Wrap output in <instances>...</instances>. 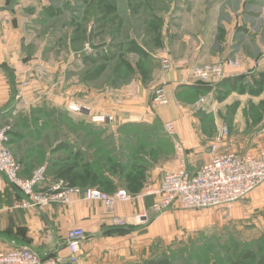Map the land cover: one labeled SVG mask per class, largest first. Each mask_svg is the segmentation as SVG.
<instances>
[{
    "label": "rangeland",
    "instance_id": "1",
    "mask_svg": "<svg viewBox=\"0 0 264 264\" xmlns=\"http://www.w3.org/2000/svg\"><path fill=\"white\" fill-rule=\"evenodd\" d=\"M66 3L74 18L80 16L78 21H71L74 47H83L92 26L95 41L107 44L92 53L89 62L72 75L9 79L11 86L13 79L17 80L13 92L20 103L15 112L3 119V124L11 128L10 145L11 139L16 138L14 132L42 134L44 143L50 147L67 132L82 134L101 130L146 139L165 132L167 122L173 123L172 120L163 121L167 116L164 110L171 99L175 102L181 99L187 104L186 112L200 119L211 144L218 138L220 128L226 126L227 133L220 145L228 151L239 155L264 151V94L247 92L241 82L235 91L232 86L216 85L223 79L211 83L196 81L211 84L210 90L197 92L184 91L166 81V74L177 65L168 55V47L177 55L182 49L188 50L191 43L179 44L188 38V31L196 26L202 28V32H209L213 27L207 26L219 21L229 22L235 28L243 22L255 30H258V22L264 31L261 17L264 0H71ZM54 20L69 26L70 16L59 15ZM259 55L257 59L264 60V50ZM230 59L241 65L239 56L229 55L216 62L195 63L185 73L195 66L214 65ZM184 79L183 82L190 80ZM158 88L164 90L165 103L155 101ZM27 89L29 93L25 94ZM128 118L138 121L121 125L120 122ZM150 118L153 121H149ZM136 146L135 154L155 155L143 141ZM174 151L177 152L175 147ZM56 153L65 156L66 151ZM122 169L126 171L125 167ZM130 175L127 178L126 174H121L123 180L130 181V192L125 189L133 197L138 189L137 179L143 172ZM63 180L68 185L81 186L76 184L78 182ZM92 183V187L111 194L98 182ZM150 210L146 225L164 215L157 230L168 232L164 238L155 236L143 248L139 247L138 262L160 254H164L169 264H258L264 260V185L226 206L185 208L175 201L159 212L154 211L151 204ZM246 252L252 255L244 256Z\"/></svg>",
    "mask_w": 264,
    "mask_h": 264
},
{
    "label": "crops",
    "instance_id": "2",
    "mask_svg": "<svg viewBox=\"0 0 264 264\" xmlns=\"http://www.w3.org/2000/svg\"><path fill=\"white\" fill-rule=\"evenodd\" d=\"M70 1L0 0V125L20 104L13 92L17 80L13 79L15 86H11L9 79L42 75L52 77L63 73L72 75L89 62L92 53L106 46L105 42L95 41L93 33L94 43L105 45L98 49L89 48L88 29L83 47H74L75 37L70 35L73 32L71 21H78L80 16L74 18L66 3ZM262 9L261 17L264 20V6ZM59 15L70 16L69 26L53 21ZM211 27L209 32H202V28L196 26L188 31V38L179 44H191L188 50L182 49L178 55L172 48H167L168 55L177 64L175 70L166 74L167 83L180 86L187 92L210 90L208 87L211 84L191 79L183 82L182 78L188 79L185 71L195 63L216 62L222 57L235 55L241 58V65L237 69L226 67L225 78L216 85L232 86L235 91L241 82L247 92L264 94V60L257 59L260 51L264 50V31H261L260 24L257 22L258 30L243 22L237 24L236 28L223 21L207 26L209 29ZM28 93L29 89L25 94ZM171 101L164 110L167 116L163 121H173L175 134L172 136L163 131L152 137L146 136V139L101 130L82 134L67 132L50 147L44 143L42 134L14 132L16 138L11 139L10 147L12 151L15 150L13 153L21 165V174L29 176L39 164L46 165V181L38 186L40 190L57 178H64L69 183L78 182L76 184L81 186L98 182L110 193L125 187L129 191L130 181L123 180L121 174L130 178L132 172L142 171L143 175L137 179L138 189L133 192L132 199L116 201L112 209H107L100 201H87L76 196H72L69 203L27 207L23 205L19 192L3 180L0 185V251L24 246L32 248L41 257L56 256L65 260L69 255L67 232L70 228L79 227L84 230L85 237L80 243L77 264L137 263L138 248H143L155 236L164 238L168 232L157 230L159 222L165 219L164 215L157 216L154 222L146 225L152 213L150 206L156 196L146 194L145 190L155 188L164 171L178 167L179 154L174 151V143L181 142L184 161L190 171L196 170L210 158L209 133L203 132L200 119H195L192 112H186L185 101ZM137 121L128 118L120 123L130 125ZM149 121L153 120L150 118ZM96 127L104 129L100 128L103 126ZM139 141L149 144L155 155L135 154ZM60 144L64 147L53 150ZM220 148L227 150L223 144ZM61 150L66 151L65 156L56 153ZM74 174L82 177L76 178ZM143 213L146 216H141ZM138 216H141L140 222H137ZM114 218H121L124 223L115 224Z\"/></svg>",
    "mask_w": 264,
    "mask_h": 264
},
{
    "label": "built area",
    "instance_id": "3",
    "mask_svg": "<svg viewBox=\"0 0 264 264\" xmlns=\"http://www.w3.org/2000/svg\"><path fill=\"white\" fill-rule=\"evenodd\" d=\"M167 62V60H165ZM237 60L221 61L219 64L195 66L187 73L188 79L211 83L224 79L225 68L237 69ZM155 101L165 103L162 88L156 90ZM10 126L0 125V185L6 180L23 197L27 207H45L52 203H69L72 196L87 200L100 201L107 209H112L116 201H130L131 195L125 188H119L111 194L92 186L68 185L62 178H57L45 189L38 186L46 181V165L39 164L29 176L21 174V165L10 147ZM165 133L174 135V125L165 124ZM227 133V127L219 130L218 138L210 145V158L196 170L190 171L184 161L181 142L174 147L179 154V165L175 170H166L160 177L159 184L147 191L156 196L152 209L159 212L172 202H179L185 208L226 206L244 197L257 186L264 185V151L258 154H235L221 150L220 143ZM146 216V213L141 214ZM137 222H140V217ZM115 224H122L121 218L113 219ZM85 237L82 228H70L66 235L69 255L64 260L56 256L41 257L30 247H18L0 251V264H77L79 247Z\"/></svg>",
    "mask_w": 264,
    "mask_h": 264
},
{
    "label": "trees",
    "instance_id": "4",
    "mask_svg": "<svg viewBox=\"0 0 264 264\" xmlns=\"http://www.w3.org/2000/svg\"><path fill=\"white\" fill-rule=\"evenodd\" d=\"M64 145L60 144V145H56L53 150H57V149H61L63 148ZM96 174H94L95 176ZM96 178V176L94 177ZM252 254H250L249 252H246L244 254V256H251ZM134 264H169L167 258L164 257V254H160L158 257H153V258H149L147 260H145L143 263L141 262H137V263H134ZM258 264H264V260L262 259L260 262H258Z\"/></svg>",
    "mask_w": 264,
    "mask_h": 264
},
{
    "label": "water",
    "instance_id": "5",
    "mask_svg": "<svg viewBox=\"0 0 264 264\" xmlns=\"http://www.w3.org/2000/svg\"><path fill=\"white\" fill-rule=\"evenodd\" d=\"M93 33H94V27L92 26L90 28L89 34H88V47L91 49H98L100 47H103L105 44H95L93 41Z\"/></svg>",
    "mask_w": 264,
    "mask_h": 264
}]
</instances>
